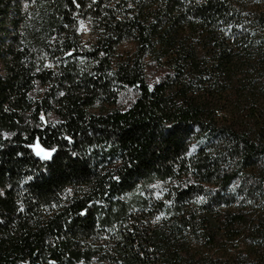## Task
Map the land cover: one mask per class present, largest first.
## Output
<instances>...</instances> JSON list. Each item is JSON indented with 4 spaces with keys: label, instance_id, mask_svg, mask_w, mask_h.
<instances>
[{
    "label": "trees",
    "instance_id": "16d2710c",
    "mask_svg": "<svg viewBox=\"0 0 264 264\" xmlns=\"http://www.w3.org/2000/svg\"><path fill=\"white\" fill-rule=\"evenodd\" d=\"M0 264H264V0H0Z\"/></svg>",
    "mask_w": 264,
    "mask_h": 264
},
{
    "label": "rangeland",
    "instance_id": "374dc122",
    "mask_svg": "<svg viewBox=\"0 0 264 264\" xmlns=\"http://www.w3.org/2000/svg\"><path fill=\"white\" fill-rule=\"evenodd\" d=\"M82 29H83V33H84V40L85 42L90 41V35H89V27L86 24L82 25ZM134 48V46L130 43H126L121 47V51L122 52H130L132 49ZM34 152L36 155H38L41 158H49L51 155V152L43 149L42 147H40L38 144L34 147Z\"/></svg>",
    "mask_w": 264,
    "mask_h": 264
}]
</instances>
